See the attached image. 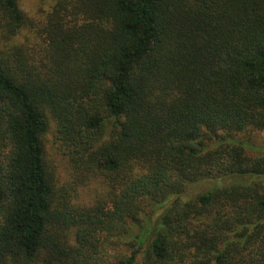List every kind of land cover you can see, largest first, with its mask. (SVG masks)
<instances>
[{"label": "trees", "instance_id": "16d2710c", "mask_svg": "<svg viewBox=\"0 0 264 264\" xmlns=\"http://www.w3.org/2000/svg\"><path fill=\"white\" fill-rule=\"evenodd\" d=\"M0 264H264V0H0Z\"/></svg>", "mask_w": 264, "mask_h": 264}, {"label": "rangeland", "instance_id": "374dc122", "mask_svg": "<svg viewBox=\"0 0 264 264\" xmlns=\"http://www.w3.org/2000/svg\"><path fill=\"white\" fill-rule=\"evenodd\" d=\"M53 0H18L19 8L25 17L29 19L41 20L45 13L50 9ZM24 37H33V31L29 26L23 27L21 34L15 39L23 40ZM4 48V41H1ZM54 127H50L43 137L45 157L48 161V167L53 171L55 178L59 183L65 182L69 177L70 169L68 168L66 158L63 157L60 148L54 140ZM201 189V184L190 186L188 194L196 193ZM103 192V186L98 180H92L85 186L79 187L76 191L73 201L78 205H89L96 196Z\"/></svg>", "mask_w": 264, "mask_h": 264}]
</instances>
